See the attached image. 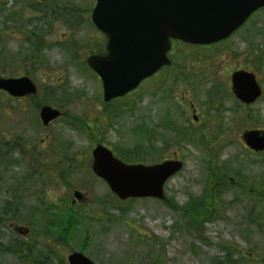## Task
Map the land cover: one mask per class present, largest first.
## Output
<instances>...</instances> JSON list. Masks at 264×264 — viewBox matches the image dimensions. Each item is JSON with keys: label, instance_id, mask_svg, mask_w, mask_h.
<instances>
[{"label": "rangeland", "instance_id": "rangeland-1", "mask_svg": "<svg viewBox=\"0 0 264 264\" xmlns=\"http://www.w3.org/2000/svg\"><path fill=\"white\" fill-rule=\"evenodd\" d=\"M22 1L0 0V74L27 76L39 92L20 101L0 97V148L9 143L10 149L0 150V250L22 243L29 250L0 252V264H67V256L81 249L94 264H264V225L259 222H264V198H255L264 188V153L251 154L241 141L244 131L264 130V97L249 108L239 107L232 97L214 107L207 99L211 81L230 89L232 70L254 69L264 90V61L258 72L253 53L264 41V12L221 45H174L172 65L161 78L104 108L101 82L83 65L99 46L101 34L90 21L95 0ZM17 11L30 27L7 21ZM34 29L46 38L38 55H30L26 43ZM164 77L165 100L158 90ZM192 104L198 118L193 124ZM45 105L64 112L47 128L37 111ZM164 118L198 132L201 147L175 143L161 156L162 144H150L140 134L148 129L152 138ZM97 145L125 164L149 166L178 157L184 169L166 184L165 201L121 202L91 172ZM131 155L144 161L130 163ZM224 164L243 173L248 191H239L235 175H229L232 188L220 195L215 220L203 227V235L185 230L182 212L170 207L183 208L201 197L208 188V167ZM217 186L218 194L223 187ZM75 192L81 201H74ZM68 213L78 225L60 244L47 221ZM42 253L48 259L40 260Z\"/></svg>", "mask_w": 264, "mask_h": 264}, {"label": "water", "instance_id": "water-1", "mask_svg": "<svg viewBox=\"0 0 264 264\" xmlns=\"http://www.w3.org/2000/svg\"><path fill=\"white\" fill-rule=\"evenodd\" d=\"M264 0H96L91 20L107 39L105 56L91 55L87 66L99 77L103 101L123 98L142 82L170 65L171 40L190 45L222 42L240 29ZM232 91L246 105L255 103L262 90L252 73L232 74ZM0 91L15 98L34 96L35 84L28 78L1 79ZM43 126L60 119L62 113L49 106L39 113ZM245 145L264 151V131H246ZM93 174L108 186L120 201L165 198L164 186L183 168L178 160L144 166L128 165L116 159L102 145L92 151ZM74 198L82 200L79 192ZM68 264H94L79 252L67 257Z\"/></svg>", "mask_w": 264, "mask_h": 264}, {"label": "trees", "instance_id": "trees-1", "mask_svg": "<svg viewBox=\"0 0 264 264\" xmlns=\"http://www.w3.org/2000/svg\"><path fill=\"white\" fill-rule=\"evenodd\" d=\"M59 8H60L59 5L57 7H55V9H57V10H59ZM263 12H264V10H261V11L257 12L253 17H255L259 14H263ZM7 20L8 21L14 20L17 24L24 25L23 19L20 16V11L11 13V15L7 17ZM26 43L28 44V50H29L30 55H38L46 47L45 36L43 35V33H40L37 30H33L30 33L29 38L27 39ZM259 47H260V49L257 52L253 51L254 55H257V57H258V66L255 68L258 72L263 67V64H261V60H262V62L264 61V41L260 44V46H258V48ZM97 52H101V51L97 50ZM254 72L257 73L255 70H254ZM163 74H165V69H163L158 75H156L154 78L150 79L149 81H152L156 78H161ZM182 80H183V82L184 81L186 82V78H183ZM51 82H52V80H51ZM54 84H56V83L54 82ZM210 85H211V87L208 90L207 99L211 102V105H210L211 107H214L215 104L223 103L224 100L226 99V97L229 98L232 96L228 87L222 88L221 84L216 85L212 81H211ZM160 86L161 87L158 90L162 94V96L164 97V100H165V77L162 79ZM50 104H55V103L53 100H50ZM238 106L243 108L239 104H238ZM58 108H60V106H58ZM247 108H249V107H247ZM117 115L118 114H116V116ZM99 119H100V117H99ZM164 120L162 119L160 124L157 126V129H154V130H157L158 134L156 133V135L153 136L152 138H148V135H149L148 129L144 132V133H146L144 136H142V134H140L141 137H143V140L146 139L148 141V143H150V144H154V145L156 143L162 144L163 148L161 150V156H163L162 154L164 153V151L165 152L169 151L172 148L171 145L175 144V143H176L175 147L182 146V145H191V146L196 145V146L201 147L200 146L201 142L196 143V140H197L196 136H197L198 132L192 131L191 129L188 130L185 127H184V129L182 127H179L178 125H176V122H174L173 119H169L168 121H165V122H164ZM77 121L82 122L79 119H77ZM165 125H167V126H165ZM154 147L155 146H152V148H154ZM163 149H165V150H163ZM137 150H140L142 152L141 149H137ZM150 151L155 152L156 150H147V152H149V153H150ZM120 155H121V153H120ZM132 155L129 156V157H132L131 160H128V161H130V163H137V162L144 161V160L134 161L135 159H133ZM142 155L137 154L134 156L140 157ZM122 156L124 158H126L124 155H122ZM1 158L2 157H0V167L3 166L2 165L3 161ZM132 161H134V162H132ZM231 174L235 175V177H236L235 180L240 185L239 191L246 194V192L248 190L244 188V187H246V178L242 177L243 173L241 171H236L235 169L231 170L229 165L224 164L220 168H219V166L208 167V170H207L208 177L206 178V183H207L208 188L207 187L205 188L204 193L201 195V197H198L194 200L191 198L184 205L183 208L174 207V206L170 207V208H174V210L176 212H182V217L185 221V225H184L185 230L193 232V233H197L199 235H203V231H202L203 227L206 226L208 223H211L212 221H214L215 218L217 217V216H215L214 211L216 212L215 209L219 208L217 202L220 199V195H225L232 188L231 183L227 179V177ZM217 185H221V187H223L221 193H218V194L215 191V187ZM261 186L264 187V181H262ZM255 198H257L258 200L261 198H264V188H263V190L260 191V193L256 194ZM263 204H264V202H263ZM262 211L264 212V207H263ZM72 216H73V214H71V213H68V215H64V216H60L59 214L58 215L53 214L52 215L53 218L51 220L47 221V224L49 226L48 232L51 233L49 231L50 228H51V230H55L54 233L56 234V237H57L56 241L60 244L62 243L63 240H66L68 238L71 229L73 231L75 229L73 227L78 225V223L76 222V220L74 218H72ZM259 222L263 223V225H264L263 221L259 220ZM259 229L260 230L262 229V224H259ZM23 248H25V251H26V248H28V250H29V244L28 243H24V244L22 243V244H19L18 247L12 246L11 248H10V246H7V247L1 249L0 252L3 254H6V255H8V254L15 255V253L21 252L23 250ZM81 252H85V251L83 249H81ZM29 256H30V252L27 253L26 255H22V260L26 261ZM42 259H48V257L42 253L40 260H42Z\"/></svg>", "mask_w": 264, "mask_h": 264}, {"label": "flooded vegetation", "instance_id": "flooded-vegetation-1", "mask_svg": "<svg viewBox=\"0 0 264 264\" xmlns=\"http://www.w3.org/2000/svg\"><path fill=\"white\" fill-rule=\"evenodd\" d=\"M37 1V3H38V5H40L41 3H44V0H36ZM29 24V26H31V24L30 23H28ZM4 29H5V27L3 26L2 27V31H4ZM34 30H36V29H34ZM33 31V30H32ZM176 42H174V41H172V46L175 44ZM106 46H107V39H106V37L104 36V35H100L99 36V46H98V51H101V52H97V50L96 51H93L92 52V54L93 55H97V54H99L100 53V55L101 56H104L105 54H106ZM171 49H172V47H171ZM172 55V50L170 51V53H169V59H171L170 58V56ZM87 56H90V55H87ZM231 71V70H230ZM235 71L236 70H232V72H231V75L233 74V73H235ZM0 77L1 78H4V79H8V78H5L4 77V75H1L0 74ZM20 77H23V76H19V77H17V78H20ZM17 78H14V79H17ZM3 95H5L6 97H8L9 99L8 100H12V101H20V100H24L25 98H23V99H13V98H10L7 94H5V93H0V97L1 96H3ZM9 106H7V108H8ZM106 107H108V105H106V106H104V108H106ZM5 109L3 112H5L6 110H8V109ZM190 111H191V117H192V124L193 123H197L198 122V118H197V116L195 115V113H196V108H195V106H193V107H191L190 106ZM195 112V113H194ZM105 113H108L107 111H105ZM8 116H9V114H8ZM196 116V118H194V119H196V120H194L193 119V117H195ZM104 117V116H103ZM104 118H106V117H104ZM111 118H114V116H112ZM0 150H10L9 149V143H7L6 144V147L5 148H0ZM17 150H24V148H17ZM46 155L44 156V157H46V160L47 161H50V156H49V153H45Z\"/></svg>", "mask_w": 264, "mask_h": 264}]
</instances>
